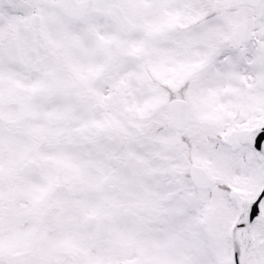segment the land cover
Here are the masks:
<instances>
[{
    "label": "snow or ice",
    "instance_id": "snow-or-ice-1",
    "mask_svg": "<svg viewBox=\"0 0 264 264\" xmlns=\"http://www.w3.org/2000/svg\"><path fill=\"white\" fill-rule=\"evenodd\" d=\"M0 264H264V0H0Z\"/></svg>",
    "mask_w": 264,
    "mask_h": 264
}]
</instances>
